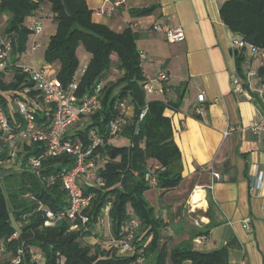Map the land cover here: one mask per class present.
Segmentation results:
<instances>
[{
	"label": "trees",
	"instance_id": "1",
	"mask_svg": "<svg viewBox=\"0 0 264 264\" xmlns=\"http://www.w3.org/2000/svg\"><path fill=\"white\" fill-rule=\"evenodd\" d=\"M47 8L56 31L44 51V62L55 71V78L64 88L78 83L77 99L100 87L98 111L87 118L80 117L67 130L64 139L78 142L84 150L93 143L92 133L100 139L85 162L93 163V171L102 179L104 187H83L84 195L92 197L84 211L88 218L86 224L62 219L53 226H44L46 210L57 214L68 206L60 174L73 168L75 161L68 155L42 157L43 143L16 141L13 161L20 172L4 176L0 172L5 184L3 188L0 185V264H16L13 261L17 257L19 264H36L40 255L45 264H227L225 249L201 252L192 247L214 225L211 223L214 203L209 189L205 198L209 210L203 216L209 219L206 231H189L187 240L180 243H174L164 234L172 227L181 236L184 229L170 223L173 221L170 212L155 209L144 197L150 189L163 197L182 181L180 152L173 141L170 119L164 112L180 110L183 88L172 89L176 94L174 100L147 99L142 90L143 72L135 44L136 32L127 28L115 33L94 23L92 11L84 0H0V15L6 17L2 39L11 44L8 59L4 63L0 61V102L8 114L18 118L14 104L16 100H23L35 111L38 124L47 125L52 118V108L43 104L40 91L23 71L26 65L21 61L31 35L26 28L27 20ZM150 12L151 8L132 10L137 16ZM220 17L234 39L264 55V0H228L220 8ZM79 45L89 57L83 67H79L76 57ZM244 58V50L238 51L236 71L242 78ZM82 68L85 71L80 76ZM256 76L264 84V65L258 68ZM167 89L164 95L171 91L168 86ZM122 100H126L132 113L124 118L121 131L111 136L108 123L118 117L117 105ZM144 106L147 112L139 120ZM193 117L201 119L198 113ZM84 119L87 122L79 129L78 122ZM121 138L128 141L127 146L114 144V140ZM9 148V143L0 142L1 160L12 159L7 153ZM38 158L40 167L32 169L30 162ZM150 179L155 182L153 186ZM108 204L107 233L99 221ZM130 221L138 225L129 241L134 253L120 255L111 242L127 239L128 233L123 228ZM73 226L76 228L72 229ZM16 234L18 238H14Z\"/></svg>",
	"mask_w": 264,
	"mask_h": 264
},
{
	"label": "crops",
	"instance_id": "2",
	"mask_svg": "<svg viewBox=\"0 0 264 264\" xmlns=\"http://www.w3.org/2000/svg\"><path fill=\"white\" fill-rule=\"evenodd\" d=\"M84 1L92 11L94 23L115 33L127 28L137 33L135 44L142 56L144 77L162 71L168 75L167 86L171 91L148 100H174L173 90L183 88L180 110L166 109L164 112L170 119L173 141L180 152L183 177L180 188L167 194L179 201L183 200L181 196L190 195L189 203H195L203 192L205 203L206 191H210L214 203L211 223L214 225L208 228L207 235L196 240L203 245L199 249L194 245V250L225 249L227 264H264V133L254 135L249 129L252 122L264 114V86L261 96L255 95L254 86L248 88L249 68H242L244 78L236 71L234 35L220 17V8L228 0ZM144 8H151L152 12L142 16L132 13V10ZM0 19L1 40L6 17L0 15ZM27 21L40 23L42 33L36 39L39 47L35 51H32L30 35L21 61L33 68L50 67L43 60L49 39L56 31L55 23L49 18V9ZM154 26L180 28L183 39L168 43L164 32L155 31ZM259 57L263 59V66L264 55ZM234 75L246 86L247 97L234 94ZM200 94L204 96L203 103L197 101ZM195 113L201 119L194 118ZM213 173L219 175V181L212 182ZM152 190L156 198L162 197ZM172 204L161 199L150 205L164 213L176 214V202ZM204 219L207 226L209 219ZM177 226L181 227L178 223ZM174 234V243L188 238L187 233Z\"/></svg>",
	"mask_w": 264,
	"mask_h": 264
},
{
	"label": "built area",
	"instance_id": "3",
	"mask_svg": "<svg viewBox=\"0 0 264 264\" xmlns=\"http://www.w3.org/2000/svg\"><path fill=\"white\" fill-rule=\"evenodd\" d=\"M27 30L30 31L33 38L32 51H35L39 45L36 42L38 36L42 33V25L38 22L31 21L26 25ZM155 31L164 32L165 38L168 43H175L183 39V32L180 28L177 29H164L161 26H154ZM233 45L235 50L243 51L246 47L258 50L252 46L245 45L241 40L234 39ZM11 44L6 39L0 41V61L3 63L9 57ZM142 58V56H140ZM23 71L30 76L31 81L35 84L36 88L40 91L42 102L44 105L52 108V118L47 125L38 124L36 122L35 111L23 100H16L14 108L18 118L8 114L6 108L0 102V142L2 140L9 143V156L13 159L16 141H29L43 143L45 150L42 157H56L60 155L71 156L75 164L70 170H65L60 174L61 186L67 194V203L65 211L53 214L51 211H45L44 226H53L62 219H67L70 222L80 221L81 224L88 222L87 216L84 214L85 209L89 206L91 195H84L83 187H97L103 188L104 182L98 178L93 169L91 161L85 162L86 158L91 154V151L99 145L100 139H97L95 134L92 133L93 143L87 150L77 142L65 140L64 136L67 130L73 126L79 118H87L95 114L100 108V87L94 88L91 92L84 94L83 97L77 99L75 92L78 83L74 82L64 88L61 82L55 78L54 71L50 67L33 68L31 66H24ZM85 69L82 68L79 75L84 74ZM255 73L251 72L247 76H254ZM168 75L166 72H158L151 77H144L142 81V90L146 97L150 96H163L168 92L167 89ZM233 92L235 95H246L245 87L241 79L237 75L232 76ZM250 86H248L249 88ZM247 97V95H246ZM198 103L204 102V96H197ZM126 100L118 103V117L108 123L109 135L114 136L121 131L124 125V118L132 113V108L128 107ZM147 112V106L141 110L139 120H141ZM254 135L264 133V115L260 119L252 122L249 127ZM40 157V158H42ZM40 158L33 159L30 162L32 169L40 167ZM220 180L218 174H212V182ZM150 185H154L153 179L149 181ZM110 204L104 210V217L100 219L101 225H104L107 218V212ZM247 221H245V228H247ZM108 226V221L106 223ZM136 221H130L127 226L123 228V232L128 233L127 239L124 241H113L120 255L133 254L134 250L130 244V240L134 230L137 228ZM76 227L73 226L72 229ZM170 231V230H169ZM172 234V232H170ZM14 263L19 264L20 258L17 257Z\"/></svg>",
	"mask_w": 264,
	"mask_h": 264
},
{
	"label": "rangeland",
	"instance_id": "4",
	"mask_svg": "<svg viewBox=\"0 0 264 264\" xmlns=\"http://www.w3.org/2000/svg\"><path fill=\"white\" fill-rule=\"evenodd\" d=\"M1 20V19H0ZM47 39H45V43H46ZM244 60L241 62V67L246 70L247 68H249V72L247 73L248 75L253 72V73H257L258 68L262 65L263 63V59L260 58V54H256L255 50L250 49L249 47H246V49L244 50ZM76 57L78 59V63H79V67H83L85 66L88 61H89V57L88 54L85 52L83 46L79 45L76 48ZM247 81L250 84V89L254 86L255 89H253L254 94L255 95H259L261 96L260 93L262 89V86H264V84H262L261 82H259L257 76H248ZM150 97H154V96H150ZM150 97H147L150 98ZM87 122L86 119H84V121H79V129H82V123ZM69 130V129H68ZM71 132V131H70ZM114 144L116 146H127L128 141L126 139H116L113 141ZM9 153V151L7 152ZM24 168V167H22ZM0 172H2V176L4 175H12L15 172L19 173L20 170L18 169V164L16 163V161H13V159H6V157L4 158V160L0 159ZM181 178L183 181V177H182V172H181ZM13 180V179H12ZM11 180V183L13 184ZM181 181V182H182ZM11 184V185H12ZM0 185L3 188L4 185L2 184V178L0 177ZM180 188V186H178ZM177 192H173V194H175ZM156 192L152 189L148 190L144 197L146 199V201L150 204H156L158 203V200L160 201L161 199L164 200V202H168L169 204H172L173 202H176V204L174 205V209L177 210V215L176 214H171V217L173 218V221L170 222L173 225H176L177 223L181 225L180 228L184 229L185 233H189V231H193L195 230L196 232H200V231H206V224L207 221L206 219H204V215L205 213L208 212L209 207L207 204V201L205 200V203H203V192L202 195L199 196V200L198 202H190L189 203V199H190V195H187V197L181 196L180 199H183L182 201L177 198H174L173 196H170V194L165 195L164 197H159L156 198L155 196ZM192 195V193H190ZM170 196V197H169ZM171 198H173L174 200H171ZM179 206V208L177 209V207ZM211 214H214V211H211ZM165 215V218L168 219L167 215ZM165 219V220H166ZM104 227H106V232L108 233V227L107 225L104 223ZM170 230V231H169ZM167 232L164 234V236H166L167 239L172 238L174 239V233L173 235H171L170 232L173 231L172 227L168 228L166 230ZM103 233V232H101ZM18 238L19 235H14V238ZM202 240H200L201 242ZM202 243V242H201ZM199 243L198 241H195L192 245L193 248H195V246L199 249L203 244ZM201 244V245H200ZM195 245V246H194ZM36 264H45V260L44 258L40 255L39 257L36 258L35 260Z\"/></svg>",
	"mask_w": 264,
	"mask_h": 264
},
{
	"label": "water",
	"instance_id": "5",
	"mask_svg": "<svg viewBox=\"0 0 264 264\" xmlns=\"http://www.w3.org/2000/svg\"><path fill=\"white\" fill-rule=\"evenodd\" d=\"M233 54H234V55H237V51H234Z\"/></svg>",
	"mask_w": 264,
	"mask_h": 264
}]
</instances>
